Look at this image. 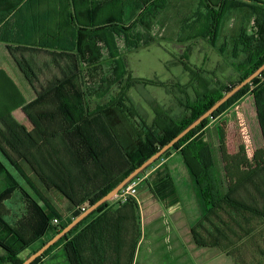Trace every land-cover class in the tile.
I'll use <instances>...</instances> for the list:
<instances>
[{"label":"trees","instance_id":"trees-1","mask_svg":"<svg viewBox=\"0 0 264 264\" xmlns=\"http://www.w3.org/2000/svg\"><path fill=\"white\" fill-rule=\"evenodd\" d=\"M167 10L170 20L180 28L177 43L202 38L222 55H226L229 43L231 59L236 61L235 76L225 81L212 79L209 71L194 68L188 62L189 53L185 52L177 61L191 81L175 87L180 94L176 98L178 111L172 112L148 93L146 98L152 112L149 113L136 102L131 90L141 86L140 91L145 93L142 87L148 84L164 88L166 85L158 78L154 81L134 78L127 55L158 42L151 29ZM237 13L246 15L247 22L253 21V30L249 33L244 25L234 35L227 34L222 42L230 15ZM10 16L12 20L5 25ZM14 20L26 24L29 34H18ZM0 42L7 44L36 94L29 103L20 96L19 100L12 98L11 105L0 113V248L4 251L0 264H22L28 257L22 259L20 255L29 246L41 240L39 250L82 215L83 208L89 209L107 195L264 64V3L0 0ZM104 62L110 64L108 73L97 85L96 81L88 83ZM0 74L20 94L1 68ZM248 92L253 97L264 140L263 72L151 166L172 152L180 154L201 214L192 229L194 241L200 247L221 249L236 264L246 262L227 250L264 224V163L244 179L234 177L231 141L235 139L237 144L239 141L243 149L245 146L240 134L233 136L229 131L228 118L221 117ZM19 108L40 143L12 116ZM218 118H221L217 123L219 158L204 134V129ZM14 197H18L25 211L11 221L8 216L13 208L7 204ZM133 201L130 198L125 203ZM108 203L89 214L33 264H112L107 258L111 242L109 225L100 218L85 227ZM8 236L10 241L4 243L3 237ZM123 237L124 252L129 251L131 256L128 235ZM261 257L259 264H264V251Z\"/></svg>","mask_w":264,"mask_h":264},{"label":"crops","instance_id":"crops-1","mask_svg":"<svg viewBox=\"0 0 264 264\" xmlns=\"http://www.w3.org/2000/svg\"><path fill=\"white\" fill-rule=\"evenodd\" d=\"M260 2L264 3V0ZM12 18L13 16L8 17L5 20V25ZM230 19L231 21L227 24L230 29L226 32V26L222 37L223 41L226 39L225 36L227 34L234 35L238 28L244 25L247 26L249 33L253 30V21L249 20L247 22L246 15L240 13L231 14ZM13 22H16L15 27L17 29L15 30L18 34H29L26 24H19L20 21L15 20ZM12 30L8 31L12 33ZM208 45V42L204 39L180 44L178 49H184L185 51H180L178 57L180 59L186 49L192 48L188 62L194 68L209 71L212 73L209 77L212 79L217 78L225 81V78L231 75L235 76L233 65L236 61L231 59L229 43L226 50L227 56H221L214 51L213 47ZM214 53L217 55L213 58L212 54ZM210 55L212 56L210 57ZM0 68L9 76L20 92V94L17 93L12 83L8 82L5 76L0 74V113L6 110L8 105H11L14 97L19 100L20 96L26 103L36 98L35 92L29 86L23 73L18 69L10 55L7 44L1 42ZM222 68L225 69L223 73L220 72ZM249 97L251 98V95ZM148 112L152 113L151 110H148ZM12 116L28 132L34 131L21 108L13 111ZM258 130L263 146L264 140L259 125ZM204 134L205 140L212 145L214 152L216 151V155L219 158L217 125L211 122L204 129ZM37 142L40 143V139ZM160 167L165 168L166 171H156L157 169L160 170ZM184 170L180 154L172 152L170 156L162 159L157 167L141 177L142 182L138 187V195L134 198L133 203L122 202L117 196L110 200L108 205L86 224L85 227L91 222H96L102 218L104 224L109 225L111 242L107 249V258L110 262H113L112 264H195L194 261L196 259L192 254L202 256L201 252H204L205 249L219 250V248L215 247H200L194 241L192 229L200 221L201 214L189 175ZM125 234L128 235L126 237L128 248L132 246L133 252L131 256L129 251L124 252L126 247L123 246L122 238H124ZM192 246L193 249L191 248Z\"/></svg>","mask_w":264,"mask_h":264},{"label":"rangeland","instance_id":"rangeland-1","mask_svg":"<svg viewBox=\"0 0 264 264\" xmlns=\"http://www.w3.org/2000/svg\"><path fill=\"white\" fill-rule=\"evenodd\" d=\"M175 24L176 23L174 21L170 20L168 10L165 13H162L159 19H157L156 24L153 25L151 29V33L154 35L158 42L153 43L149 46L142 47L127 55L128 67L134 78L148 81H154L155 78H158L160 82L166 85V88H164L158 86L157 84H148L142 87L143 89L145 88V93L140 91L141 86H137L136 88H133L131 90V95L138 99L136 102L139 103L144 109H150L146 98V94L149 93L162 106L168 109H172V112L175 113L176 111H178L176 98L180 96L179 91H176L175 87H177L176 85L179 83L183 86L187 85L191 81L189 73L185 72L183 66L178 61H176L177 59H179L178 56L180 54V51L184 52L185 50L178 49L180 44L177 43V33L180 31V28ZM228 29H230V26H227L226 32ZM201 39L202 38H199V40ZM221 41L223 42L222 38ZM119 45L121 48L124 46L121 41ZM191 49L192 48L186 49V53H190ZM214 51L222 56V54L218 52V49L214 48ZM216 53L212 54L213 58L217 55ZM212 55H210V57ZM104 57L107 58L106 53H104ZM109 65L110 64L104 62L103 65H101L96 71H94L95 73L93 74V78L91 77L88 80V83H93L94 81H96L95 84L97 85L101 80V77H104L108 73ZM250 95L251 93L248 92V94H246L243 98L236 101V103H234L225 112L228 114H224L221 117L228 118V129L230 132L234 133L233 136H235L236 134H240V136H242L243 134L242 141L244 140V149L243 147H241L239 141L238 144L236 143L235 139H233L234 141H231V153H233V155L231 156L230 160L233 173L235 174L234 177L236 179L246 178L253 170L257 169L264 163V152L262 146L263 141L262 138L260 139L255 108L252 102L253 97L251 95L250 98ZM247 98L250 99L246 100ZM221 118H218L217 120L212 122L217 125ZM30 133L31 136L37 141V133L35 131H30ZM244 150L246 153L243 152ZM158 164L159 162L156 163L153 167H150L147 172L152 171L155 167H157ZM167 169L169 168L167 167ZM156 171L163 172L166 171V169L160 167V170L157 169ZM24 186L30 192V194L35 196L34 192L29 189L27 185L24 184ZM11 204L13 209L12 212H10L8 218L11 221L17 220L22 216L25 209H23V205L20 203L18 197H14L13 202H9L7 206L10 207ZM0 238L2 237L0 236ZM3 239L4 243H7L8 240L10 241L9 236L3 237ZM40 245L41 240L35 242L34 244H32V246H29L20 255V257L22 259L29 257V254L37 250ZM193 246L191 247L192 249ZM233 249L235 250V252H233ZM219 250L205 249L204 252H201L202 256H195L194 254H192L196 259L194 263L236 264L231 257L227 256L224 252L221 251V249ZM227 251L238 254L239 257L246 262V264H259L262 258L261 251H264V224L256 229L251 236H246L243 240L240 239L233 248H230ZM3 253V249L0 248V254Z\"/></svg>","mask_w":264,"mask_h":264},{"label":"water","instance_id":"water-1","mask_svg":"<svg viewBox=\"0 0 264 264\" xmlns=\"http://www.w3.org/2000/svg\"><path fill=\"white\" fill-rule=\"evenodd\" d=\"M264 72V64L260 66L253 74L235 86L232 90L226 93L220 100H218L208 111L203 113L198 119H196L192 124H190L186 129H184L179 135H177L173 140L167 143L165 146L160 148V150L147 159L140 167L135 169L127 178H125L118 186H116L107 195L102 197L93 206L87 209L82 215L77 217L61 232L55 235L50 241L45 243L39 250L30 255L22 264H33L38 258L44 255V253L54 246L59 240L66 236L73 228H75L82 220H84L89 214L98 209L101 205L110 200L114 199L119 195V193L136 177L141 175L146 169L151 167L156 161H158L167 151L174 148L177 143H179L186 135H188L192 130L197 128L203 121L210 118L216 111H218L224 104H226L233 96H235L239 91L245 88L247 85L251 84L254 79L259 77Z\"/></svg>","mask_w":264,"mask_h":264},{"label":"built area","instance_id":"built-area-1","mask_svg":"<svg viewBox=\"0 0 264 264\" xmlns=\"http://www.w3.org/2000/svg\"><path fill=\"white\" fill-rule=\"evenodd\" d=\"M142 180L141 178L134 179L129 183L118 195L122 202H126L130 198H136L138 195V187L140 186ZM83 212L86 211V208L82 209ZM54 223H57V220H54Z\"/></svg>","mask_w":264,"mask_h":264}]
</instances>
